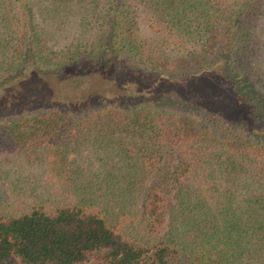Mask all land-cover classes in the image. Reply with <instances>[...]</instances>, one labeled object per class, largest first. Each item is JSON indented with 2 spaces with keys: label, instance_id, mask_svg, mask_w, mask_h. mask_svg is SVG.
<instances>
[{
  "label": "trees",
  "instance_id": "1",
  "mask_svg": "<svg viewBox=\"0 0 264 264\" xmlns=\"http://www.w3.org/2000/svg\"><path fill=\"white\" fill-rule=\"evenodd\" d=\"M124 49L152 82L219 67L264 122V0H0V88ZM153 84L0 120V153L24 152L44 186L0 181V264H264V124L161 104ZM87 146L82 172L69 155Z\"/></svg>",
  "mask_w": 264,
  "mask_h": 264
},
{
  "label": "rangeland",
  "instance_id": "2",
  "mask_svg": "<svg viewBox=\"0 0 264 264\" xmlns=\"http://www.w3.org/2000/svg\"><path fill=\"white\" fill-rule=\"evenodd\" d=\"M91 59L92 56L79 65L63 64L43 68L33 65L30 71L20 73L22 79L4 83L0 88V120L14 115V106L24 104L37 106L61 102L75 113L94 110L115 96L145 93L143 87L154 83L147 92L154 98H160L161 104L169 101V106L179 109L205 105L221 110L227 118L235 121H243L254 127L264 124L251 117L255 109L253 102L220 84L218 75L222 70L218 65V69L196 77L172 75L152 82L151 75L145 73L133 52L127 49L95 67L91 66ZM96 155L99 154L87 146L82 152H73L69 157L76 165H82V172H86L90 168L87 161ZM40 173L39 167L30 164L24 152L0 153V181L4 179L3 184L9 189L15 183L25 188L33 185L38 189L44 188L42 181L38 180L41 178ZM20 178L22 182L18 183ZM93 256L95 254H91L90 258Z\"/></svg>",
  "mask_w": 264,
  "mask_h": 264
}]
</instances>
